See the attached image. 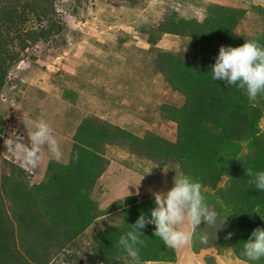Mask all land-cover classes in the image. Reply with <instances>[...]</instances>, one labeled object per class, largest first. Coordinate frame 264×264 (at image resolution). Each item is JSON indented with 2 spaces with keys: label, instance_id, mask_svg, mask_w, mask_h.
Segmentation results:
<instances>
[{
  "label": "trees",
  "instance_id": "trees-1",
  "mask_svg": "<svg viewBox=\"0 0 264 264\" xmlns=\"http://www.w3.org/2000/svg\"><path fill=\"white\" fill-rule=\"evenodd\" d=\"M141 2L127 0L132 7ZM246 12L209 3L201 17L169 9L158 22L139 27L147 46H156L163 36L185 40L183 52L158 51L152 65L153 72L184 98L180 107L160 106L162 118L175 124L173 135H140L87 114L74 130L68 160H49L39 182L31 183L22 167L3 161L0 264H54L57 253L80 250L87 229L109 213L117 215V222L91 231L87 260L89 264H131L118 247L119 237L155 204L153 196L144 194L126 196L105 207L92 198L97 180L109 165L105 155L109 146H120L139 164L175 166L178 173L199 181L206 202L221 219L227 217L228 227L217 231L216 238V230L208 234V240L213 239L216 246L229 245L234 255L246 262L242 255L244 241L252 230L264 228V192L256 191L246 176L249 168L264 170V131L259 124L264 93L250 101L235 85L225 87L223 81L212 80L210 68L220 46L236 47L249 39L264 45V8L250 7L260 21L259 30L252 34L237 30ZM56 16L54 0H0V91L23 52L62 32ZM61 96L74 99V89L64 87ZM1 120L2 115L0 129ZM77 154L78 159H74ZM142 166L137 170L145 175ZM153 230L154 226L148 225L142 232L141 264L175 263V248L165 246L153 236ZM228 232L233 234L231 239L225 238ZM196 235L200 238L204 234ZM207 246L202 241L193 245L195 249ZM77 254L69 253L68 257L78 258ZM257 264H264V260Z\"/></svg>",
  "mask_w": 264,
  "mask_h": 264
},
{
  "label": "rangeland",
  "instance_id": "rangeland-1",
  "mask_svg": "<svg viewBox=\"0 0 264 264\" xmlns=\"http://www.w3.org/2000/svg\"><path fill=\"white\" fill-rule=\"evenodd\" d=\"M209 3L246 9L238 32L252 34L259 30L260 21L250 12V7L264 8V0H142L135 7L129 6L127 0H54L56 19L63 27L62 32L23 52L0 91V176L5 170L3 161L25 169L15 146L29 143L28 136L40 120L53 129L63 152L60 162L68 160L74 133L66 124H70V115L81 111L83 117L92 114L136 134L173 135L175 124L162 118L160 106L180 107L184 98L153 72L152 65L158 51L183 52L185 40L163 36L156 46H147L146 36L139 27L158 22L169 9L201 17L203 8ZM60 49L63 53L57 54ZM59 72L67 76L57 74ZM64 87L74 89V99L61 96ZM141 117L150 122H143ZM259 124L264 131V113ZM124 151L127 152L120 146L106 148L105 155L112 161V167L107 166L92 194L100 207L108 206L115 199L113 193L104 191L105 186L135 172L136 165H148L142 166V170L147 183L156 192H166L173 186L175 172L178 173L175 166H153L141 161L139 164L138 159L129 152V156L125 155ZM51 159V154L42 148L38 166L26 170L31 183L42 179ZM136 172L142 175V171ZM104 216L85 232L80 250L65 249L53 257V263L89 264L86 256L88 235L117 222L115 213ZM180 230L189 231L186 222L180 225ZM215 230L202 222L195 231L208 235ZM200 240L197 235L193 237L186 256L183 249L177 248V261L173 264H186L188 259L190 264H246L236 259L229 245L216 246L213 239L205 243L210 246L195 249L193 245L198 246ZM73 252L78 253V258L68 257Z\"/></svg>",
  "mask_w": 264,
  "mask_h": 264
},
{
  "label": "clouds",
  "instance_id": "clouds-1",
  "mask_svg": "<svg viewBox=\"0 0 264 264\" xmlns=\"http://www.w3.org/2000/svg\"><path fill=\"white\" fill-rule=\"evenodd\" d=\"M210 68L212 80L223 81L225 87L235 85L250 101H255L264 93V45L257 40H244L242 45L236 47L220 46ZM20 140L23 141V137H20ZM28 140L27 145L17 143L15 146L26 168L34 169L38 166L42 148L46 149L55 161L62 159L61 146L46 121L40 120L35 124ZM74 159H78V154ZM246 176L248 183L254 185L256 191L264 192V170L253 171L249 168ZM153 199L155 206L149 213H141L131 225V230L119 237L118 247L126 254L131 264H141L139 249L144 244L141 237L148 225L154 226L153 236L159 237L169 248L190 245L196 234L195 230L202 222L216 228L215 238L217 231L228 227L227 217L221 219L218 211L206 202L201 183L183 173L175 172L173 186L166 192L153 193ZM185 222L189 231L180 230V225ZM232 235L228 232L225 238L231 239ZM200 239L207 243V234L202 235ZM242 255L246 264H257L264 260V228L257 227L252 230L243 243Z\"/></svg>",
  "mask_w": 264,
  "mask_h": 264
},
{
  "label": "crops",
  "instance_id": "crops-1",
  "mask_svg": "<svg viewBox=\"0 0 264 264\" xmlns=\"http://www.w3.org/2000/svg\"><path fill=\"white\" fill-rule=\"evenodd\" d=\"M83 114L84 113L81 111V113H79V114L70 115V117H71L70 124H66V125H69V127H71V129H73V131H74L76 126L78 125L79 121L83 118ZM76 116H78V117L75 118ZM76 120H77V122H76ZM125 155H127V154H125ZM108 160H109V165L108 166L112 167V165H111L112 161L109 158H108ZM126 168H127V165H126ZM139 168H140V165H136V169L134 170L135 172H131V174L127 173V176H123L122 178L119 177L117 179V181L112 182L111 185L105 186L104 191L107 190L109 193H113L114 194V198H115L114 201L117 200V199H123L126 196L137 195V193L138 194H144V195L153 196V193H155L156 191H155V189H152V187L147 183V177L145 175H140V174H138L136 172V170L139 169ZM142 177H143V179H142ZM99 188L102 190V188L98 186V189ZM127 190H128V192H126ZM94 200L97 202L96 199H94ZM100 220H101L100 218L96 219L95 222L93 223V225L99 223ZM103 228H105V227L102 226V228H98V229H103ZM89 229H87V231ZM189 247H190L189 245H186L184 247H180L181 249H183V253H184L185 256L189 252V249H188ZM176 250H177V248H175V252H176ZM215 258H216V262H218L217 256H215ZM176 261H177V256H176ZM186 261L189 262L190 260L188 259ZM188 262L187 263L185 262V263L186 264H190ZM144 264H173V263H170V262H156V263L155 262H147V263H144Z\"/></svg>",
  "mask_w": 264,
  "mask_h": 264
},
{
  "label": "built area",
  "instance_id": "built-area-1",
  "mask_svg": "<svg viewBox=\"0 0 264 264\" xmlns=\"http://www.w3.org/2000/svg\"><path fill=\"white\" fill-rule=\"evenodd\" d=\"M25 170H27V168L25 167Z\"/></svg>",
  "mask_w": 264,
  "mask_h": 264
}]
</instances>
